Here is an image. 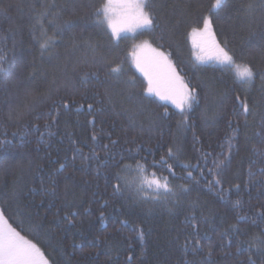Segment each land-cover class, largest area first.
I'll list each match as a JSON object with an SVG mask.
<instances>
[{"label": "trees", "instance_id": "16d2710c", "mask_svg": "<svg viewBox=\"0 0 264 264\" xmlns=\"http://www.w3.org/2000/svg\"><path fill=\"white\" fill-rule=\"evenodd\" d=\"M102 2L0 0V212L49 264H264V80L200 64L190 35L208 16L259 73L264 0H148L159 27L119 39ZM142 40L195 88L183 112L145 91Z\"/></svg>", "mask_w": 264, "mask_h": 264}, {"label": "snow or ice", "instance_id": "6c2138e0", "mask_svg": "<svg viewBox=\"0 0 264 264\" xmlns=\"http://www.w3.org/2000/svg\"><path fill=\"white\" fill-rule=\"evenodd\" d=\"M221 5L222 0H214L210 11L220 8ZM117 6L132 10L136 28L142 29L146 32H151L155 27H159V24L156 23L155 15L151 11L146 10L150 7L148 0H103L99 6L95 7L94 14L100 23H106L108 28L111 29L112 38H120L121 29L117 26V22L114 20L112 15L115 7ZM2 11H4V9L0 8V12ZM190 35L193 38V45L201 47V50H203V42H207L210 45L209 59L221 65L235 67L237 69V78L239 80L245 83H250L257 74L262 80H264V70L257 73L254 71L253 67L250 66V64L237 63L235 53L228 47L227 42L221 46V44L216 41L215 35L212 31V22L208 16L203 17V27H193ZM198 40L201 43H198ZM143 44L146 47H150L148 41H144ZM44 46L45 45L43 44L41 45V47ZM152 51L155 53V64L165 71L162 74L154 72L149 67H146L137 61L136 67L143 73L147 80V88L145 91L150 94H155L161 99H172L173 103H175L176 106L183 112L184 101L196 99L195 88L189 90L188 86L183 83L175 67L168 59L170 53L166 54L165 52L158 51L156 49H152ZM196 58L200 61L204 60V57L200 55H197ZM0 60H3V56H0ZM3 71L4 68L0 66V73ZM109 71L114 74H121L123 71L121 63L112 62ZM129 79L130 81H134L135 77H130ZM129 86L134 87L135 85L130 83ZM177 95L180 96L179 102L176 100ZM237 99L239 100V97H237ZM64 107L67 108L68 105L65 103ZM241 107L243 108L245 114L249 112L246 102L242 101ZM89 108H91V105H89ZM22 118L23 113H18L16 119L19 120ZM36 127L38 129L39 126L37 125ZM93 139H96V137L93 136ZM168 155H172L171 148L168 150ZM161 160L166 163V161H164V157H162ZM222 163L223 161L217 164L216 167L219 168ZM168 167L169 171H171V165ZM188 175L191 177L192 173L189 172ZM153 183H155L157 191L160 189L169 193L173 191L166 177L163 178L162 182L161 180H154ZM216 183L219 184L220 181L217 180ZM184 191H187V189H184ZM72 215H75V213ZM260 216L261 218H264V212L260 213ZM69 223H72L70 218ZM197 249L203 251L199 240L194 241L193 251L195 252ZM211 256L212 251L211 248H209L207 252L208 259L202 261L201 264H209ZM0 264H49V260L44 257L43 253H41L35 243L26 239L20 234V232L7 223L3 212H0ZM249 264H252L251 257H249Z\"/></svg>", "mask_w": 264, "mask_h": 264}, {"label": "rangeland", "instance_id": "374dc122", "mask_svg": "<svg viewBox=\"0 0 264 264\" xmlns=\"http://www.w3.org/2000/svg\"><path fill=\"white\" fill-rule=\"evenodd\" d=\"M112 15L114 17V20L117 22V26L121 29L120 37L121 36H132V37H134L139 32L144 31L142 29L135 27V18H134V15H133L131 9H125V8L117 6V7H115ZM191 40L193 42L192 37H191ZM144 41H146V40H142L140 42H137L134 46V50L132 53V61L135 65V67H136L137 61H139L142 65L149 67L154 72H159L161 74L164 73L165 70L158 67L155 64V53L152 51V49H156V48L153 47L149 42H148V44L150 45V47L144 46V44H143ZM198 43H201V42L198 40ZM202 48H203V50H201V47L194 46L196 57H197V55L204 57L203 61L197 60L200 64H210V65H214V66H218V67L230 68V69H233L237 73V69L235 67L221 65V64L216 63L215 61L208 58L210 55V45L207 42L202 43ZM156 50H158V49H156ZM158 51H160V50H158ZM138 71L141 74H143L140 70H138ZM151 95L157 97L160 101L174 107L175 109L181 110L180 108H178L176 106L175 103H173L172 99H161L159 96H157L155 94H151ZM176 100H177V102H179V100H180L179 95L176 96Z\"/></svg>", "mask_w": 264, "mask_h": 264}, {"label": "bare ground", "instance_id": "6f19581e", "mask_svg": "<svg viewBox=\"0 0 264 264\" xmlns=\"http://www.w3.org/2000/svg\"><path fill=\"white\" fill-rule=\"evenodd\" d=\"M172 166V165H171ZM109 188V187H108Z\"/></svg>", "mask_w": 264, "mask_h": 264}]
</instances>
